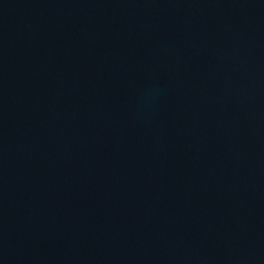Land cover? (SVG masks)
Wrapping results in <instances>:
<instances>
[{
  "label": "water",
  "instance_id": "95a60500",
  "mask_svg": "<svg viewBox=\"0 0 264 264\" xmlns=\"http://www.w3.org/2000/svg\"><path fill=\"white\" fill-rule=\"evenodd\" d=\"M0 264H84L51 181L0 0Z\"/></svg>",
  "mask_w": 264,
  "mask_h": 264
}]
</instances>
